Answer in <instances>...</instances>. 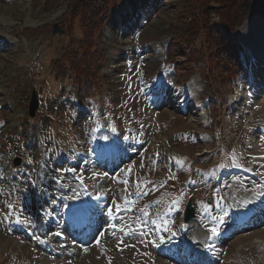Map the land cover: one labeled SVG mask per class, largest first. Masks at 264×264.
<instances>
[{"label":"rangeland","instance_id":"1","mask_svg":"<svg viewBox=\"0 0 264 264\" xmlns=\"http://www.w3.org/2000/svg\"><path fill=\"white\" fill-rule=\"evenodd\" d=\"M155 1L110 8L121 21L94 23L81 58L70 0H0V264H264V211L248 220L231 187L264 185L248 142L264 150V106L222 44L246 50L216 1ZM76 75L95 81L86 98Z\"/></svg>","mask_w":264,"mask_h":264},{"label":"trees","instance_id":"2","mask_svg":"<svg viewBox=\"0 0 264 264\" xmlns=\"http://www.w3.org/2000/svg\"><path fill=\"white\" fill-rule=\"evenodd\" d=\"M88 1H94V0H70L69 3V11L68 15L65 18L64 22H70L73 19H77L78 22L81 24V27L83 29L84 36L81 38L80 41V47L82 49L81 58L84 57V50L89 48L91 45H89L88 38L86 37V32L89 34L92 29L95 28L98 24H101V27L103 25H107L110 27L115 23V21L120 22L123 20L126 16H134L138 15L137 12H149L152 11L149 9L150 2L152 0H95L96 1V7L90 8V12H88L87 15H84V13L75 14L77 8L80 5H85L88 3ZM150 1V2H149ZM203 2H209V1H216L219 3V17L220 20L219 24L224 28V30L229 33L230 35H234L236 26L239 25V23L248 15L254 13L256 15H259L261 18L264 19V0H201ZM158 2V1H157ZM124 4L127 5V10L123 17L120 19H115L111 17V14L109 12L110 8H118L122 7ZM202 5V4H201ZM203 6V5H202ZM200 15L195 13L194 10L188 11L190 12V20L194 22L198 16L203 17V13L206 15L203 17V19L206 20L208 17V10L205 11V7L200 8ZM246 19V18H245ZM120 20V21H118ZM243 22V21H242ZM241 22V23H242ZM98 23V24H94ZM240 23V24H241ZM191 28H196L192 24H190ZM238 28V27H237ZM230 41V40H229ZM176 44L174 43H168L167 45V54L171 51V47ZM223 49L227 54H229L232 58L231 63L229 64V67L226 71L232 72V75L230 76V81L234 82L238 75L243 72L242 65L240 63V53L241 48L232 43L231 41L227 44L223 43ZM103 58V56H102ZM174 63V68H175ZM234 69V70H233ZM233 76V78H232ZM75 81L77 82L79 91L78 93H81L82 97H87L90 95L94 89L95 81L92 79L89 75L86 77H78L75 76Z\"/></svg>","mask_w":264,"mask_h":264},{"label":"bare ground","instance_id":"3","mask_svg":"<svg viewBox=\"0 0 264 264\" xmlns=\"http://www.w3.org/2000/svg\"><path fill=\"white\" fill-rule=\"evenodd\" d=\"M236 35L240 40V43L245 48L246 52L243 54V61L250 69V83H252L251 79H253L252 72L255 68L256 72H259L264 66V19L257 15H251L243 20V22L238 26L236 29ZM259 63L260 66H256ZM260 89H258L255 85L251 86V97L252 102L255 104H259L264 106V79L260 82ZM248 84V83H247ZM238 97V96H237ZM245 99V97H244ZM243 99H238V101H242ZM261 124L264 125V119H261ZM249 147H252L253 150L250 154H252L254 161L259 165L261 169V174L264 175V150H255L256 144L253 143L251 140V136L248 139ZM232 187V192L235 193L237 196V200L242 203L244 206H248V208L255 209L256 202L262 201L264 202V189L261 190L259 193H249L244 189H241V194H238L239 187L237 185ZM250 210L248 215H250ZM247 217V216H246ZM193 219V218H192ZM250 219V218H249ZM194 220H191L190 223L192 224ZM191 237L188 238L189 242L187 245L190 248V260L201 262L202 259L199 257V251L194 246L200 239H202L203 234L198 230L194 229L190 231ZM162 264L165 263L164 261L161 262Z\"/></svg>","mask_w":264,"mask_h":264},{"label":"water","instance_id":"4","mask_svg":"<svg viewBox=\"0 0 264 264\" xmlns=\"http://www.w3.org/2000/svg\"><path fill=\"white\" fill-rule=\"evenodd\" d=\"M37 106H38V98L36 96L35 90H33L31 93L30 102H29V106H28V115L29 116H34ZM19 163H20V158L19 157L14 158L13 164L18 165ZM192 217H194V210H193V207L191 205V201L188 200L186 207H185V210H184L183 220L185 222H187Z\"/></svg>","mask_w":264,"mask_h":264},{"label":"snow or ice","instance_id":"5","mask_svg":"<svg viewBox=\"0 0 264 264\" xmlns=\"http://www.w3.org/2000/svg\"><path fill=\"white\" fill-rule=\"evenodd\" d=\"M219 219L221 220V222H223V217H220ZM211 231H212L213 235L218 234L216 228H212ZM37 239H39V237H37Z\"/></svg>","mask_w":264,"mask_h":264}]
</instances>
